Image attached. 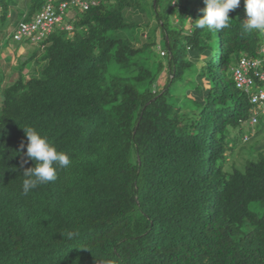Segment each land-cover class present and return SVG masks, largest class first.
<instances>
[{"label": "trees", "instance_id": "1", "mask_svg": "<svg viewBox=\"0 0 264 264\" xmlns=\"http://www.w3.org/2000/svg\"><path fill=\"white\" fill-rule=\"evenodd\" d=\"M60 1L71 30L18 34L48 3L25 0L35 47L0 55V264H264V116L231 76L264 33L194 30L203 0ZM25 126L72 161L27 195Z\"/></svg>", "mask_w": 264, "mask_h": 264}, {"label": "clouds", "instance_id": "2", "mask_svg": "<svg viewBox=\"0 0 264 264\" xmlns=\"http://www.w3.org/2000/svg\"><path fill=\"white\" fill-rule=\"evenodd\" d=\"M49 1L55 4L54 0H48V2ZM203 2L206 5V7L202 10L203 11L202 18H199L195 20V22H193L194 30L207 29L209 31H220L229 27L231 21L229 19V12L235 10L240 4V0H203ZM244 3H245L247 18L242 23H240L243 31L246 33H252V32L264 33V0H244ZM86 10H82V11H86ZM64 19H65V11L62 16L61 22L58 25H56L53 29L63 28L65 30H71L70 25H65V26L62 25ZM45 35L42 36L38 35L37 37L34 38L38 40ZM259 56H260V50H259V55L254 58H258ZM246 58H251V57H246ZM232 74L231 76L233 80ZM233 83L234 86L236 87L234 80ZM253 86L254 84L252 85L250 91L248 92H245L244 90L236 87L238 90L245 93L249 97L250 104H253L251 102V97L253 96V94L260 91V90L253 91L254 90ZM261 111L262 110L260 108L259 114L264 116V114H262ZM255 115L256 114L254 113L253 116ZM255 123L252 125H255ZM249 124L251 125V123ZM22 129L27 138L26 156L28 160L35 162L34 167L27 168L22 172L23 176L25 177V179L23 180L22 191L24 195H27L31 190L36 189L38 186L42 184L55 181L57 178V170L68 168L71 165L72 161L70 160L68 154H66L63 151H58L57 148L53 144H51L46 137L42 136L41 133L34 127L25 126ZM21 147L23 148L24 145L22 144ZM25 163H27V161H25Z\"/></svg>", "mask_w": 264, "mask_h": 264}, {"label": "built area", "instance_id": "3", "mask_svg": "<svg viewBox=\"0 0 264 264\" xmlns=\"http://www.w3.org/2000/svg\"><path fill=\"white\" fill-rule=\"evenodd\" d=\"M70 2L82 10H86L91 6H95L98 2L96 0H70ZM244 0H240L239 6L235 9L241 11L246 17ZM66 2L53 4L48 2L47 5L35 16L34 20L29 23L22 24L18 29V34L31 35L38 32L39 36L50 33L53 28L61 22L65 9ZM18 39L19 36H16ZM264 47L260 49V56L258 58L243 57L238 61L237 66L233 69V80L237 88L250 91L255 80L264 82ZM253 104H259L262 114H264V92L259 91L251 97ZM256 122L255 117L251 119V125Z\"/></svg>", "mask_w": 264, "mask_h": 264}, {"label": "rangeland", "instance_id": "4", "mask_svg": "<svg viewBox=\"0 0 264 264\" xmlns=\"http://www.w3.org/2000/svg\"><path fill=\"white\" fill-rule=\"evenodd\" d=\"M15 3V7H11V11L13 14H15V18L12 22H9V24L7 23L6 26L4 27H1L0 29V47L3 49V52L0 54L1 55V58H2V61H4L3 59H7V60H10L11 63L13 64V53L14 51H16V53L14 54L15 55V62H20V58L21 57H26L27 54H29V52L32 51V49L35 47L34 44H24V43H16L13 41L12 39V32H13V28H14V24L16 21L20 20L22 17V15L25 13L26 11V8L24 6V2L25 0H11ZM28 1V0H27ZM180 1V0H179ZM190 1V5H195L196 2L195 0H189ZM16 2H17V5H16ZM28 5V2L26 3ZM26 5V7H27ZM178 5H181V4H178ZM170 10V9H169ZM70 11V10H69ZM178 9L175 8V9H172V11L170 10V14L173 16V17H176L178 15ZM153 26L151 25L150 28L148 29L147 32L150 33V36L152 35L153 31H152V28ZM156 36H157V39L156 41L158 42V45H157V48H156V52H155V56H154V60L157 61V62H161L162 64L165 63V58L159 56V48L160 46L162 47V42L160 43V34L157 32L155 33ZM11 49V53L8 51V49ZM12 49L14 51H12ZM158 49V50H157ZM14 62V63H15ZM156 63V62H155ZM161 77H165V73H164V69L161 71ZM247 132V131H246ZM245 132V133H246ZM249 134V133H248Z\"/></svg>", "mask_w": 264, "mask_h": 264}]
</instances>
